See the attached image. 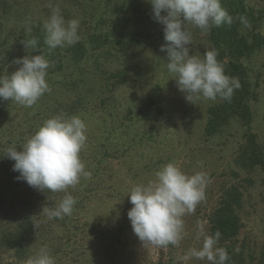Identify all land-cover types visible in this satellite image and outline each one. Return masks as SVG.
Listing matches in <instances>:
<instances>
[{
	"label": "rangeland",
	"instance_id": "rangeland-1",
	"mask_svg": "<svg viewBox=\"0 0 264 264\" xmlns=\"http://www.w3.org/2000/svg\"><path fill=\"white\" fill-rule=\"evenodd\" d=\"M246 3L259 17L264 32V0H246ZM53 8H59L65 21H79L80 39L86 40L92 34L100 33L98 44H103L99 51L90 50L87 54L79 68L83 72L76 76L75 91L61 85L69 80L68 77L73 80L75 75L72 72L77 69L71 67L66 55L61 57L68 70L53 74L52 80L46 78L52 103L58 100L64 106H78L88 137L80 158L83 154L92 161L91 146L101 132L113 125L118 126V133L123 134L120 140H116L109 159L104 161V167L108 166L105 175H96L83 185L82 193L77 192L76 185L71 186L75 201L83 203L85 197L89 200L82 216L75 217V220L81 219L90 227L99 224L102 235L85 247L86 251L77 261L69 260L68 264H209L207 259L182 258L191 249L202 247L203 238L208 235L207 214L215 205L222 185L238 181L244 191L240 245L246 253L251 252L256 262L264 264V186L260 173L241 172L237 179L231 173L240 144L247 139V134L264 144V100L252 101L250 125L243 126L235 121L223 134L206 136L207 109L217 99L201 96L189 102L179 91L176 79L167 70V55L160 51V46L166 43L163 25L153 18L148 0H97L94 3L29 0L27 12H19V0H12L7 6L0 3V43L6 41L12 50L9 67L12 72L20 67L13 63L16 58L35 55L31 50H19L22 38L26 39L22 32L25 36H30V32L34 34L40 22L38 31L45 37L43 25ZM187 29L192 40L189 54L203 59V53L210 48L207 31L190 23ZM67 49L68 45H65L51 52L56 55L60 50L64 54ZM247 63L255 84L258 71L264 72V52L254 54ZM22 108L16 102L6 117L1 118L0 139L6 141L13 135L17 140L21 127L28 126L31 117H22ZM43 108L39 105L36 110ZM42 116L31 120L39 127L45 121ZM25 119L27 121L23 122ZM94 151L100 156L99 151ZM168 163L175 164L188 175L204 174V195L194 211L182 217L184 228L178 246L143 245L134 234L127 215L133 207L127 194L133 186L154 180L155 172ZM94 182H98L94 185L97 190L85 196ZM106 230L108 232L103 234ZM108 234L112 237L108 238ZM86 241L84 239L81 243Z\"/></svg>",
	"mask_w": 264,
	"mask_h": 264
},
{
	"label": "trees",
	"instance_id": "trees-1",
	"mask_svg": "<svg viewBox=\"0 0 264 264\" xmlns=\"http://www.w3.org/2000/svg\"><path fill=\"white\" fill-rule=\"evenodd\" d=\"M28 1L19 0V12L28 11ZM79 1L94 3L97 0ZM0 3L7 6L12 3V0H0ZM220 3L232 17V23L212 26L207 30L209 50H214L217 53L216 58L223 65L225 74L237 78L240 87L234 89L230 100L217 97V102L207 109L204 134L208 137L223 134L235 121L243 126L250 125L253 120L252 101L264 100V72L258 71L257 81L253 84L252 70L247 63V60L254 54L264 52V32L261 30L260 19L254 9L248 6L246 0H220ZM39 25L40 22L36 25L35 33L30 32V36H25L23 31L22 35L26 39L22 38V40L27 41L33 38L38 40L39 48L33 52L38 55L42 49V54L49 61L50 66L47 69L46 77H49V80L53 79V74L68 70L61 57V55H66L71 67L74 66L77 69L72 72L75 78L71 80L68 77L69 80L63 81L64 83L61 85L69 88L70 91L72 89L75 91L78 81L76 76H80L83 72L79 68L86 60L87 54L90 50L99 51L103 47V44H98V40L101 39L100 33H94L86 40L79 39L76 44L68 46L66 53L63 54V51L59 50L55 55L44 44L45 37L43 34L40 35ZM20 44L21 52L31 50V48L25 49L23 44ZM0 50H3L0 51V76L11 75L12 71L9 67L13 55L12 50L6 41L0 43ZM51 95V91L46 92L31 107L19 104V108L23 107L21 116L34 119L42 114L44 120L62 114L65 117L80 116L77 105L64 106L58 100L52 103ZM15 103L14 100H0V122L2 117H6L11 105ZM39 105L44 106L43 110H36ZM31 119L28 120V126L21 127L17 140L13 135H10L6 141L0 139V264H25L26 260L34 256L42 247L49 250L55 264L60 262L68 264L69 260L70 262L77 261L79 256L83 255L82 252H85L86 248L102 235L99 233L101 228L99 224L90 227L89 223L82 222L81 219L75 220V217L82 216L88 205L87 197L83 203L80 200L76 201L72 214L65 215L62 219L49 218L46 215L47 209L56 206L66 194L75 197L71 192V186L65 191L46 192L30 187L25 181L17 179L19 173L13 171L14 161L8 159L5 152L10 147H17V150L20 151L21 145L35 133L38 126ZM40 120L42 121V119ZM25 121L27 119L23 122ZM119 129L118 126L113 125L106 132L100 133L97 142L91 146L93 148L92 161L86 159L87 157H84L83 154L81 155L85 171L91 175L87 178L83 176L80 178L79 183L75 186L78 188V193H82L83 185L89 183L92 178L95 179L96 175H105L104 171L108 166L104 167V161L109 159L110 151L117 144L116 140H120L123 135L118 133ZM246 137L247 139L240 144L231 173L236 177L234 179H237L241 172H259L264 186V144L255 141L252 135L247 134ZM87 144L88 137L85 145ZM94 147L96 148L94 149ZM84 150L82 151L84 152ZM94 150L99 151L100 156ZM88 155L90 156V154ZM96 183L98 182H94L90 186L85 196H88L89 192L97 190L94 186ZM243 195V185L240 181L238 183L226 182L222 185L215 205L207 214L208 235H214L217 231L221 233L217 247L227 251L228 260L225 261V264H263L262 261L256 262L251 257V252L246 253L243 246L240 245L239 240L243 228ZM106 232L108 230L103 234ZM107 237L112 236L108 234ZM84 239L87 241L81 243ZM79 252L81 253L79 254Z\"/></svg>",
	"mask_w": 264,
	"mask_h": 264
},
{
	"label": "clouds",
	"instance_id": "clouds-1",
	"mask_svg": "<svg viewBox=\"0 0 264 264\" xmlns=\"http://www.w3.org/2000/svg\"><path fill=\"white\" fill-rule=\"evenodd\" d=\"M148 2L152 5L153 18L163 25L166 43L160 46V51L167 55V70L176 79L178 89L185 94L186 100L191 102L201 96L210 100L217 97L230 100L234 89L239 88L240 84L237 78L225 74L223 65L216 58L217 53L206 50L203 59L189 54L192 43L191 33L187 29L189 23L201 31L232 23V17L222 8L220 0ZM43 27L44 44L50 51L74 45L80 39L79 21H65L59 8L52 9ZM21 43L25 49L31 48L32 51L39 48L35 38L22 40ZM13 63L20 67L11 75L0 76V100H14L31 107L50 91L46 81L49 61L41 49L40 54H26L16 58ZM85 133L86 125L79 116L57 115L45 120L21 145L20 151L17 147H10L5 154L14 161L13 171L19 173L18 180L40 191H65L78 184L82 176L87 178L91 175L85 171L80 158L87 139ZM205 182L204 174L188 175L175 164L168 163L155 172L154 180L131 188L127 195L133 207L127 215L134 234L143 245H179L184 228L182 217L193 212L202 200ZM75 203L74 197L66 194L56 206L47 209L46 215L62 219L72 214ZM220 236L219 231L214 235H205L202 247L191 249L182 259L194 257L207 259L211 264H225L227 251L217 247ZM25 264H55V260L49 250L42 247Z\"/></svg>",
	"mask_w": 264,
	"mask_h": 264
}]
</instances>
